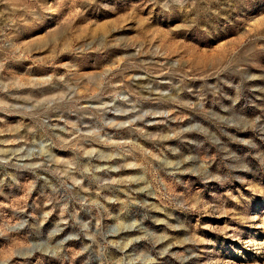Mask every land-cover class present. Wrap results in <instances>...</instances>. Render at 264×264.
<instances>
[{"label":"rangeland","instance_id":"1","mask_svg":"<svg viewBox=\"0 0 264 264\" xmlns=\"http://www.w3.org/2000/svg\"><path fill=\"white\" fill-rule=\"evenodd\" d=\"M0 264H264V0H0Z\"/></svg>","mask_w":264,"mask_h":264}]
</instances>
